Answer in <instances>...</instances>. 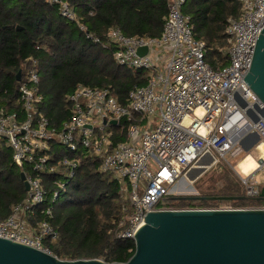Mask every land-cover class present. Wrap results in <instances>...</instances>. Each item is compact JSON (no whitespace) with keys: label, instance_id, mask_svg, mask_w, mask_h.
Segmentation results:
<instances>
[{"label":"built area","instance_id":"2783aa9c","mask_svg":"<svg viewBox=\"0 0 264 264\" xmlns=\"http://www.w3.org/2000/svg\"><path fill=\"white\" fill-rule=\"evenodd\" d=\"M52 1L58 3L63 18L76 20L67 1ZM184 2L168 0L163 29L157 38L127 36L117 28L109 29L107 38L115 47L114 61L144 71L148 77L146 85L129 90L124 105L107 89L78 85L68 96L71 116L57 129L38 110L42 99L39 74L36 62L29 61L19 81L20 110L0 107V139L10 147L13 162L28 168L27 173L23 172L27 197L0 220V238L50 253L43 240H56L57 230L45 219L35 220L34 212L41 208L45 216H52L54 202L67 191L83 152L99 159V171L120 183V192L128 201L130 210L122 208L126 214L115 231L119 239H133L148 211L264 209V204L235 207L220 202L211 207H157L203 157H212L207 169L220 160L227 161V157L236 159L244 153L240 142L250 133L259 136L253 148L257 150L264 143V115L258 112L263 105L243 80L257 34L264 27V0H240L238 18H229L225 27L227 63L217 69L205 61V42L194 37L189 18L181 12ZM86 37L91 38L87 33ZM139 48H146V53L139 55ZM124 120L132 123L125 128ZM123 131L126 138L116 141ZM55 144L73 156L58 160L57 165L64 166L66 173L63 179L53 181L54 189L48 196L40 175L57 169L50 155ZM258 153L256 169L241 172L245 195L250 198L259 192L255 172H264V156Z\"/></svg>","mask_w":264,"mask_h":264},{"label":"trees","instance_id":"16d2710c","mask_svg":"<svg viewBox=\"0 0 264 264\" xmlns=\"http://www.w3.org/2000/svg\"><path fill=\"white\" fill-rule=\"evenodd\" d=\"M64 1L75 11L76 20L63 18L58 3L52 0H0V107L20 110V83L16 74L21 70L22 76L29 61H35L42 98L38 110L57 129L71 116L68 96L78 85L107 89L124 105L131 88L148 83L145 72L114 61L115 47L108 41L107 33L110 28H117L127 36L157 38L163 29L168 4V0ZM181 12L189 18L194 37L205 42L206 63L213 69L226 65L225 27L229 18H238L240 0H185ZM128 123L132 120L123 121L125 128ZM125 138L123 131L115 140ZM50 155L57 169L40 175L48 196L54 189L53 181L63 179L66 173L64 166L57 165L58 160L73 156L58 144L52 146ZM80 157L67 191L54 202L52 216H45L41 208L34 212L35 220H47L58 233L54 241L45 238L43 246L63 260L125 262L134 252V241L116 238L115 231L121 216L126 214L122 208L127 206L130 210L128 201L120 192V183L99 171L98 158L86 152ZM215 170L223 180L222 186L212 191L201 190L200 196H245L220 202L235 207L264 204L245 195L241 180L230 167L221 165ZM22 172L27 173L28 168L13 162L10 147L0 139V220L6 219L12 208L27 197L20 178ZM218 203L169 194L157 207H211Z\"/></svg>","mask_w":264,"mask_h":264},{"label":"water","instance_id":"95a60500","mask_svg":"<svg viewBox=\"0 0 264 264\" xmlns=\"http://www.w3.org/2000/svg\"><path fill=\"white\" fill-rule=\"evenodd\" d=\"M146 50L139 48L137 53L144 55ZM20 79L21 70L16 74V81ZM243 80L263 105L258 112L264 115V27L257 34L251 64ZM258 142L259 136L250 133L240 144L248 152ZM208 157L207 166L212 162V157ZM201 160L186 173L185 179L193 182L207 170L199 167ZM20 178L27 191L23 172ZM190 198L231 202L245 196ZM252 199L264 201V185ZM133 241L134 252L127 261L108 263L101 259L63 260L30 245L0 238V264H264V209L148 211Z\"/></svg>","mask_w":264,"mask_h":264},{"label":"rangeland","instance_id":"374dc122","mask_svg":"<svg viewBox=\"0 0 264 264\" xmlns=\"http://www.w3.org/2000/svg\"><path fill=\"white\" fill-rule=\"evenodd\" d=\"M247 154L251 155L256 160V162H258L259 153L255 148L252 147L248 152H244L241 156L237 157L236 159L227 157V161L220 160V162L208 168L202 175H200L193 182H190L185 178L180 179L175 184L171 192L177 195L200 197L201 190H205V191L217 190L222 186L223 180L221 178H218L217 177L218 174L214 173V171H216L215 169L220 168L221 165H227L228 167H230V169L233 170V172L236 175H238L239 179L241 180L243 175L241 174L239 165ZM261 175H262L261 170H258L255 175V179L258 184H260L262 181Z\"/></svg>","mask_w":264,"mask_h":264},{"label":"bare ground","instance_id":"6f19581e","mask_svg":"<svg viewBox=\"0 0 264 264\" xmlns=\"http://www.w3.org/2000/svg\"><path fill=\"white\" fill-rule=\"evenodd\" d=\"M196 113H200V109H196ZM257 150L264 156V143H260ZM209 164V157L205 156L202 158L199 167H206ZM257 167L256 160L249 154L245 156V158L240 162L239 168L240 171L244 174L250 173Z\"/></svg>","mask_w":264,"mask_h":264},{"label":"crops","instance_id":"0c3cea01","mask_svg":"<svg viewBox=\"0 0 264 264\" xmlns=\"http://www.w3.org/2000/svg\"><path fill=\"white\" fill-rule=\"evenodd\" d=\"M253 171H254V170H253ZM253 171H251V172H253ZM256 172H257V171H256ZM256 172H255L254 176L256 175ZM261 172H262V175H261L262 181H261L260 184H258L259 187H260L261 185H264V172H263L262 170H261Z\"/></svg>","mask_w":264,"mask_h":264}]
</instances>
